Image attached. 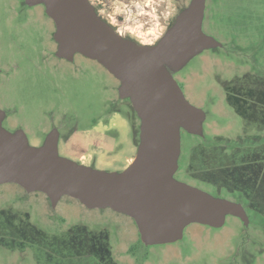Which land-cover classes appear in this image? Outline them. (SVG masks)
I'll list each match as a JSON object with an SVG mask.
<instances>
[{"label": "rangeland", "instance_id": "obj_1", "mask_svg": "<svg viewBox=\"0 0 264 264\" xmlns=\"http://www.w3.org/2000/svg\"><path fill=\"white\" fill-rule=\"evenodd\" d=\"M88 1L103 10L102 17L121 36L152 45L190 0ZM14 4L22 11L26 9L23 0H0V31H4L0 35V108L8 116L3 127L21 128L29 144L39 146L46 131L57 126L64 136L60 145L65 158L109 172L124 170L122 161L113 167L108 164L111 154L99 141L100 136L109 139L115 125L110 118L115 112L127 119L133 142L137 145L139 141V120L129 100L118 97V81L97 62L80 55L74 56L73 63L49 61L46 71H35L36 60H28L31 55H27L34 53L35 36L28 35L24 24L20 26L19 40L12 41L4 29L9 27ZM43 10L42 5L33 7L31 19L39 26L51 27ZM202 30L221 47L203 51L173 75L184 98L205 114L201 136L180 133L181 152L174 177L213 197L240 203L248 225L232 216L220 229L191 224L184 229L180 241L147 247L140 242L133 220L125 215L110 209L89 210L69 197H62L52 208L41 193L27 194L15 184H3L0 209L14 201L15 209L21 214L30 212L32 224L55 238L53 245L57 247L60 242L56 238L68 232L62 249H26L24 253L0 249V264H264V205L251 208V189L242 184L228 183L229 190L219 180L212 179V185L199 180L212 168L234 165L238 167L234 172H246L254 162L250 155L263 153L264 125L259 128L247 124L244 128L226 95H236L235 89L264 84V0H206ZM60 72L66 74L63 82L58 79ZM223 84L228 87L225 89ZM57 86L64 88L65 95L57 93ZM52 87L56 94H52ZM246 98L248 103L255 100L252 96ZM61 102L64 105H52ZM253 107L248 110L251 116L253 110L258 115L264 109L262 105ZM95 123L98 125L93 134L90 129ZM80 155L85 157L81 159ZM212 155L216 156L211 159ZM256 163L264 165V157ZM232 177L237 178L235 173ZM101 232L108 235L106 261L90 252Z\"/></svg>", "mask_w": 264, "mask_h": 264}, {"label": "water", "instance_id": "obj_2", "mask_svg": "<svg viewBox=\"0 0 264 264\" xmlns=\"http://www.w3.org/2000/svg\"><path fill=\"white\" fill-rule=\"evenodd\" d=\"M24 3L44 7L55 25L59 58L83 56L118 81V97L129 100L139 120V143L124 170L96 169L60 156L55 129L38 147L29 144L23 130L9 132L2 126L0 109V185L41 193L52 208L69 197L89 210L110 209L125 215L147 247L180 241L191 224L220 229L232 216L248 225L240 203L213 197L174 177L180 133L201 136L205 114L184 98L172 74L203 51L221 47L202 30L206 0H190L152 45L118 34L88 0Z\"/></svg>", "mask_w": 264, "mask_h": 264}, {"label": "flooded vegetation", "instance_id": "obj_3", "mask_svg": "<svg viewBox=\"0 0 264 264\" xmlns=\"http://www.w3.org/2000/svg\"><path fill=\"white\" fill-rule=\"evenodd\" d=\"M23 4L26 7V9L23 11L20 10V6H17L14 4V6L12 7V12L9 13V15H10L9 20H8L9 27L4 28V29H5V31H7V34H8V36H10L12 41H15V40L18 41L19 40L20 26L24 25V24H26L24 29H25V31H28L27 32L28 35L30 34L32 36H35L36 43L32 47V50L34 51V53L27 54V55H31V56H29L31 58L28 60H30V61L36 60V61H34L35 62L34 66L36 68V69L34 68V70L36 71L37 69L42 68L46 71L49 61H53V62L66 61L68 63H73L74 58L72 60H67L64 58H59L56 55L57 44L53 39V35H54V31H55V25L52 22V20H50V18H48V16L45 13V10H43V16L46 17L47 19H49V21L51 23V27H49L48 25L39 26L34 21H32L31 10L33 7L27 6L24 3V0H23ZM93 7H94L96 14L102 20H104L106 22V20L102 17V11L103 10L99 9L98 5L93 6ZM180 11H181V8L178 10L177 14ZM176 15H175V17H176ZM21 16H23V17H21ZM175 17L173 18V20L175 19ZM20 19H22L23 21L20 22ZM170 24L171 23H169L168 27L171 26ZM110 26L113 27L112 24ZM113 29H114V27H113ZM3 34H4V31L3 30H2V32L0 31V35H3ZM128 39H131V38L128 37ZM131 40H133V39H131ZM0 41H1V37H0ZM133 41H135V40H133ZM136 43H138V42H136ZM1 74H2V68L0 66V75ZM174 74H172V76ZM58 75H59L58 79H60L63 82L65 80L64 78H66L65 77L66 74L63 72H60ZM50 85H51V79H50ZM57 87H58V91H59L57 93H61V94L65 95V92L62 90L64 88L60 87V86H57ZM114 89H115V87H114ZM117 89H115V91H117ZM51 91H52V94L53 93L56 94V89H54L53 87H52ZM52 105H64V102H61L59 104L53 103ZM65 105H69V103L65 102ZM0 109L3 111L2 108H0ZM3 112H4V118H3L2 124L4 122H6L8 119L7 118L8 116L6 115L5 111H3ZM97 125H98V123H95L91 127V129H90L91 133L95 134V129L97 128ZM18 129H21V128H14L12 130L8 129V131L14 132ZM53 129L57 130V132H58V153L60 156L65 157L61 154L63 151H62L60 142L63 141L64 136H62V134H60L59 127H57V126L51 127L49 130H47L45 133V138L48 135V133ZM138 143H139V141H138ZM137 146H138V144L136 145V150H137ZM67 151L70 152V148H68ZM23 191L25 193H27L25 190H23ZM27 194H30V193H27ZM25 199H27V197L22 198V200H25ZM17 200H19V199H17ZM13 204H14V201H12L10 206H8L4 209H0V249H5V250L9 251L10 253H24L26 249H30V250L41 249V251L42 250L47 251L48 249H51L54 247L58 248V249L59 248L62 249V248L66 247L64 235L67 234L68 230L56 238V240H58L60 242L59 243L60 245L57 247V246L53 245L55 238H53L52 236H49L44 230H42L41 228L36 227L34 224H32L30 212L21 214L17 211V209H15ZM46 256L49 258L48 255H46Z\"/></svg>", "mask_w": 264, "mask_h": 264}, {"label": "crops", "instance_id": "obj_4", "mask_svg": "<svg viewBox=\"0 0 264 264\" xmlns=\"http://www.w3.org/2000/svg\"><path fill=\"white\" fill-rule=\"evenodd\" d=\"M249 88L253 89L254 91L256 90L259 91L262 88L264 90V84L261 85L260 83H258L257 85H254L253 87L249 86ZM240 118L244 124V128L245 126H247V124H256L257 125L256 127H259V126L263 127V125L259 122L260 119L251 120L252 122L247 123L249 120H245L242 117ZM110 119L114 122L115 125L113 127L114 129H112L110 131V134L108 135L109 139L107 140L104 137L100 136V140L99 139L98 140L106 147L105 148L106 153L111 154V156L109 157L110 161L108 162V164H111L113 167L115 163L122 161L123 168H125L132 161L131 160L132 155L136 151V144L133 142L132 137H131L130 125L127 119L120 112H115ZM87 141L88 139L85 140L86 144L88 145L90 142H87ZM91 141H93V139H91ZM260 150L264 153V149H260ZM263 153L257 152V153H252L250 155L252 160L254 161V162H251L252 163L251 169H248L246 172H242V171L234 172L237 178L239 179V181L242 183L243 187L251 189V194L248 195L249 198H251L252 200V203L250 204H253L254 206H257V207L264 205V167H261L260 164L257 165L256 163V161L259 162L260 159L264 157ZM204 156H205V162H207L208 155L205 153ZM214 156L216 155H212L210 158L213 159L212 157ZM79 157L82 159L85 156L80 155ZM217 157L219 158V156ZM222 157H225V156H222ZM228 158L226 159L227 162H229ZM229 168H230L229 166L212 168L210 169V172L207 171L208 173H205L202 178L199 177V180L212 185V182H213L212 179H214V180H219L223 182L224 184L227 181H229V178H230L229 176L231 173L229 172L230 170ZM98 169H105V168H98ZM208 178H210L211 180H207Z\"/></svg>", "mask_w": 264, "mask_h": 264}, {"label": "trees", "instance_id": "obj_5", "mask_svg": "<svg viewBox=\"0 0 264 264\" xmlns=\"http://www.w3.org/2000/svg\"><path fill=\"white\" fill-rule=\"evenodd\" d=\"M181 9H183V8H181ZM173 21L171 22L170 25H172ZM125 38H128V37H125ZM261 85H263V84H261ZM223 86L225 87V89H226V87H228L226 84H223ZM235 88H233V90ZM247 88L242 89V90L235 89L236 90L235 92H237V94L236 95L227 94L226 95V101H227L228 105L230 107H232V109L235 111V113L238 116L242 117L245 120H258V119H260L259 122L264 125V109H262L263 111L261 113H258V115H257V112H255L254 110H253L252 116L250 115L251 111H249V113H248V110L254 109L253 105H259V106L262 105L264 108V90L262 88L259 91L256 90V91H258V92H256L249 87H247ZM244 95H246V97L252 96V99H253V97H255L254 98L255 100L248 103V99ZM249 107H250V109H249ZM255 108H258V107H255ZM233 166H231V167L229 166L230 167L229 172L231 173L229 176L230 178H229V181L227 183H224L225 185H227V188L229 190H231V188L228 187L229 186L228 183H232V184L237 185V186L242 184L238 178L235 179V178L231 177V175L234 174L233 172L236 171V169H238V167H233ZM260 166L263 167L264 165H262L260 163ZM250 206H251V208H254V209L258 208L257 206H254L253 204H250ZM98 236H99V238L97 239L96 243H94L96 247L93 245V249H91L90 252H92L91 254L96 255L99 260L106 261V259L109 256V249H108L109 245L107 244L108 235L106 234V232L105 233L101 232ZM64 238H66V237H64ZM103 241H106V243Z\"/></svg>", "mask_w": 264, "mask_h": 264}, {"label": "built area", "instance_id": "obj_6", "mask_svg": "<svg viewBox=\"0 0 264 264\" xmlns=\"http://www.w3.org/2000/svg\"><path fill=\"white\" fill-rule=\"evenodd\" d=\"M119 34V33H118Z\"/></svg>", "mask_w": 264, "mask_h": 264}]
</instances>
